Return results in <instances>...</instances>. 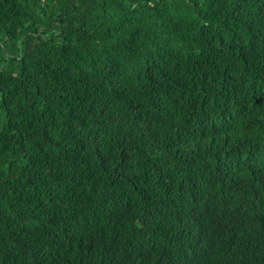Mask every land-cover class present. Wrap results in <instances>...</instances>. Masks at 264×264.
Here are the masks:
<instances>
[{
    "label": "trees",
    "instance_id": "1",
    "mask_svg": "<svg viewBox=\"0 0 264 264\" xmlns=\"http://www.w3.org/2000/svg\"><path fill=\"white\" fill-rule=\"evenodd\" d=\"M0 264H264V0H0Z\"/></svg>",
    "mask_w": 264,
    "mask_h": 264
}]
</instances>
